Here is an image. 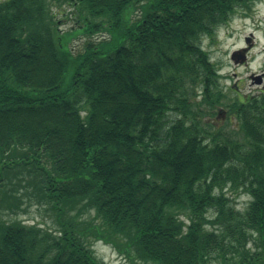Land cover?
I'll return each mask as SVG.
<instances>
[{
	"label": "trees",
	"instance_id": "16d2710c",
	"mask_svg": "<svg viewBox=\"0 0 264 264\" xmlns=\"http://www.w3.org/2000/svg\"><path fill=\"white\" fill-rule=\"evenodd\" d=\"M240 9L0 1V264H105L95 241L131 264H264V93L224 103L202 47ZM220 106L227 130L203 120ZM32 204L52 227L1 217Z\"/></svg>",
	"mask_w": 264,
	"mask_h": 264
},
{
	"label": "rangeland",
	"instance_id": "374dc122",
	"mask_svg": "<svg viewBox=\"0 0 264 264\" xmlns=\"http://www.w3.org/2000/svg\"><path fill=\"white\" fill-rule=\"evenodd\" d=\"M67 11V6H53V12L60 21V29H65L70 25V21L66 20L64 15ZM248 36L251 38L252 45L248 50L247 59L242 64H234L230 59V55L232 51L247 46L245 38ZM79 42V40H76L73 45L77 46ZM202 47L208 52L210 60L222 76L220 84L226 94V98L223 100L224 103H229L237 97L241 99L244 96L259 94L264 89V0H251L249 11L240 9L228 23L218 27L212 37H205L202 40ZM252 75L262 76L260 84H256L251 79ZM218 108L225 109L224 106ZM217 109H215L213 115L206 116L203 120L223 130H227L235 124L233 116L226 115L224 119H217ZM226 193L233 197L235 206L238 209H243L249 200L244 193H236L228 189ZM1 217L7 221L18 218L25 223L36 222L52 227L49 213L36 204L29 206L25 212L3 214ZM91 248L93 254L105 264H131L110 244L95 241Z\"/></svg>",
	"mask_w": 264,
	"mask_h": 264
},
{
	"label": "water",
	"instance_id": "95a60500",
	"mask_svg": "<svg viewBox=\"0 0 264 264\" xmlns=\"http://www.w3.org/2000/svg\"><path fill=\"white\" fill-rule=\"evenodd\" d=\"M245 43H246V47H242L239 48L237 50L232 51L231 55H230V59L233 61L234 64H242L246 61L247 59V51L249 50V48L251 47L252 43H251V38L250 36L245 38ZM261 75H257L255 77H253V80H255L256 83H260L261 82ZM225 117V111L222 108L218 109L217 112V116L216 118H223Z\"/></svg>",
	"mask_w": 264,
	"mask_h": 264
},
{
	"label": "flooded vegetation",
	"instance_id": "af4514ba",
	"mask_svg": "<svg viewBox=\"0 0 264 264\" xmlns=\"http://www.w3.org/2000/svg\"><path fill=\"white\" fill-rule=\"evenodd\" d=\"M253 77H254V75H252L251 76V78L253 79ZM262 80V79H261ZM255 81V80H254ZM261 93H264V89H262L261 91H260V93L259 94H261ZM259 94H256V95H259ZM225 118V117H224Z\"/></svg>",
	"mask_w": 264,
	"mask_h": 264
}]
</instances>
